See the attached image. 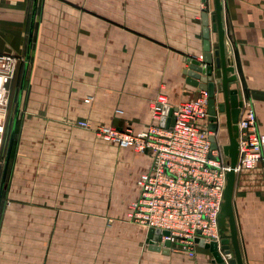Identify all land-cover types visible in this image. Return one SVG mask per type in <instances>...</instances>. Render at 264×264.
<instances>
[{"label":"crops","instance_id":"0c3cea01","mask_svg":"<svg viewBox=\"0 0 264 264\" xmlns=\"http://www.w3.org/2000/svg\"><path fill=\"white\" fill-rule=\"evenodd\" d=\"M221 3L226 56L236 75L230 88L253 103L264 133V0ZM204 9L215 50L214 0H0V52L23 56L18 70L27 68L0 203V264H59V158L62 173L76 174L81 155L95 150L92 131L76 121L139 131L151 123L150 104L159 94L169 106L198 94L185 70L190 59L202 60ZM214 80L221 102L220 78ZM220 116L217 141L225 144ZM120 149L122 176L133 191L127 207L138 194L136 176L150 162ZM232 207L243 264H264V161L236 175ZM144 251L138 264H217L200 246L194 256L148 243Z\"/></svg>","mask_w":264,"mask_h":264},{"label":"built area","instance_id":"2783aa9c","mask_svg":"<svg viewBox=\"0 0 264 264\" xmlns=\"http://www.w3.org/2000/svg\"><path fill=\"white\" fill-rule=\"evenodd\" d=\"M20 63V55L0 52V156L6 149L11 87ZM207 103L205 90L174 106H169L166 97L159 94L150 104L151 123L139 131L89 120L75 122L120 148L150 154L148 168L136 178L138 194L128 204L126 215L147 229L169 231L170 248L175 245L189 256L196 253L197 236L206 241L220 238L218 217L226 174L231 169L223 144L217 141L218 131L208 128ZM166 105L173 108L174 116L168 127L160 124ZM237 127L238 157L233 167L236 175L264 161V133L259 130L256 110L249 100L242 99ZM211 135L216 148L211 146Z\"/></svg>","mask_w":264,"mask_h":264},{"label":"rangeland","instance_id":"374dc122","mask_svg":"<svg viewBox=\"0 0 264 264\" xmlns=\"http://www.w3.org/2000/svg\"><path fill=\"white\" fill-rule=\"evenodd\" d=\"M21 62L24 64L23 56ZM21 74L22 65L11 87L6 147L20 94ZM25 84L26 80L20 109ZM20 123L18 117L15 136ZM92 135L95 137V150L81 155L85 159L80 163L79 173H62L66 165L59 158V264H138L137 259L147 247L140 235L147 228L126 215L127 202L133 195L128 181L122 176L126 166L121 160L126 156L114 143L99 138L93 132ZM130 151V157H142L147 163L151 160L149 153L140 154L133 148ZM5 155L6 149L2 155L3 165ZM134 167L132 165V169ZM146 168L147 165L142 171ZM132 172L129 176L134 181ZM170 250L184 253L175 245Z\"/></svg>","mask_w":264,"mask_h":264},{"label":"water","instance_id":"95a60500","mask_svg":"<svg viewBox=\"0 0 264 264\" xmlns=\"http://www.w3.org/2000/svg\"><path fill=\"white\" fill-rule=\"evenodd\" d=\"M221 11V0H214V12L211 14L210 18L213 21L211 29L217 33L218 48L215 50L211 49L209 18L208 13L204 9L202 14L204 37V53L202 55V60L199 61L196 58L190 59L189 67L185 70V73L187 74V83L197 87L199 90H205L208 93L207 106L210 121L208 128L210 131H217L218 119L221 117L220 114L223 115L224 124L228 131V142L223 144V151L228 156L231 166V169L228 170L226 174V185L218 217L220 238L219 240L206 241L203 237L197 236L195 240L198 246L208 248L210 250L213 256V262L217 264H243L232 207V197L236 178L233 167L235 166L238 157V144L236 139L238 134L237 120L240 107L242 106V98L237 87L230 88V84L236 81V75L232 74V61L226 56ZM32 26L33 21L31 22V27ZM26 69L25 64L21 76L20 94L17 99V106L8 137L6 155L0 178V203L16 132ZM214 77L220 78L222 93L221 102L216 101V83ZM172 111V107L167 105L164 107V116L160 122L162 126L168 127L173 124L174 116L172 115ZM210 140L212 142V148H216L217 143L215 142L214 136L211 135ZM168 236L169 231L150 227L148 229L146 241L149 244L150 249L157 251L161 250L168 253L171 246V241L167 238Z\"/></svg>","mask_w":264,"mask_h":264},{"label":"bare ground","instance_id":"6f19581e","mask_svg":"<svg viewBox=\"0 0 264 264\" xmlns=\"http://www.w3.org/2000/svg\"><path fill=\"white\" fill-rule=\"evenodd\" d=\"M211 26H212V24H211ZM209 28H210V25H209Z\"/></svg>","mask_w":264,"mask_h":264},{"label":"trees","instance_id":"16d2710c","mask_svg":"<svg viewBox=\"0 0 264 264\" xmlns=\"http://www.w3.org/2000/svg\"><path fill=\"white\" fill-rule=\"evenodd\" d=\"M25 83V82H24Z\"/></svg>","mask_w":264,"mask_h":264}]
</instances>
